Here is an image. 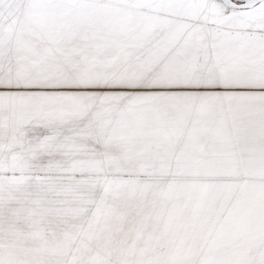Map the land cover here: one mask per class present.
Returning <instances> with one entry per match:
<instances>
[{"label":"snow or ice","instance_id":"obj_1","mask_svg":"<svg viewBox=\"0 0 264 264\" xmlns=\"http://www.w3.org/2000/svg\"><path fill=\"white\" fill-rule=\"evenodd\" d=\"M0 264H264V0H0Z\"/></svg>","mask_w":264,"mask_h":264}]
</instances>
